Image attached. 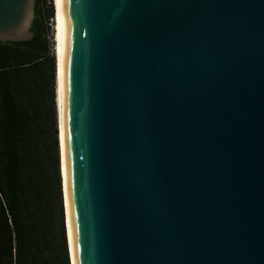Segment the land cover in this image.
<instances>
[{
  "label": "water",
  "instance_id": "water-1",
  "mask_svg": "<svg viewBox=\"0 0 264 264\" xmlns=\"http://www.w3.org/2000/svg\"><path fill=\"white\" fill-rule=\"evenodd\" d=\"M59 2L75 263L264 264V0Z\"/></svg>",
  "mask_w": 264,
  "mask_h": 264
},
{
  "label": "trees",
  "instance_id": "trees-1",
  "mask_svg": "<svg viewBox=\"0 0 264 264\" xmlns=\"http://www.w3.org/2000/svg\"><path fill=\"white\" fill-rule=\"evenodd\" d=\"M33 38L0 42V264H70L51 14Z\"/></svg>",
  "mask_w": 264,
  "mask_h": 264
},
{
  "label": "bare ground",
  "instance_id": "bare-ground-1",
  "mask_svg": "<svg viewBox=\"0 0 264 264\" xmlns=\"http://www.w3.org/2000/svg\"><path fill=\"white\" fill-rule=\"evenodd\" d=\"M56 6V32H55V59H56V104L58 113V123L60 128V142H61V160H62V172L64 180V191L66 199V212H67V223L69 230V245L71 252L72 264L75 263L74 248L71 236V226H70V211H69V193L67 185V170H66V146H65V136L63 129V117H62V98H61V87H62V56H63V31L65 25V17L60 5L59 0H55Z\"/></svg>",
  "mask_w": 264,
  "mask_h": 264
},
{
  "label": "rangeland",
  "instance_id": "rangeland-1",
  "mask_svg": "<svg viewBox=\"0 0 264 264\" xmlns=\"http://www.w3.org/2000/svg\"><path fill=\"white\" fill-rule=\"evenodd\" d=\"M55 5V0H42V3H41V7H42V10L44 13L46 14H51L52 12V18L49 20V27H50V30L53 34V38L51 40V42L53 43V54H55V32H56V21H55V18H56V6ZM57 106V104H56ZM57 116H58V113H57Z\"/></svg>",
  "mask_w": 264,
  "mask_h": 264
}]
</instances>
